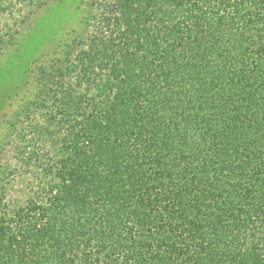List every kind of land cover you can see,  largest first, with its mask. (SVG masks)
Returning a JSON list of instances; mask_svg holds the SVG:
<instances>
[{
  "label": "trees",
  "instance_id": "16d2710c",
  "mask_svg": "<svg viewBox=\"0 0 264 264\" xmlns=\"http://www.w3.org/2000/svg\"><path fill=\"white\" fill-rule=\"evenodd\" d=\"M2 142L0 264H264V0H90Z\"/></svg>",
  "mask_w": 264,
  "mask_h": 264
},
{
  "label": "rangeland",
  "instance_id": "374dc122",
  "mask_svg": "<svg viewBox=\"0 0 264 264\" xmlns=\"http://www.w3.org/2000/svg\"><path fill=\"white\" fill-rule=\"evenodd\" d=\"M89 2L67 0L55 11L51 7H17L0 18V144L9 119L35 91L37 67L58 55L81 31ZM20 192L17 186L14 193Z\"/></svg>",
  "mask_w": 264,
  "mask_h": 264
}]
</instances>
